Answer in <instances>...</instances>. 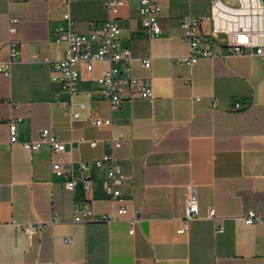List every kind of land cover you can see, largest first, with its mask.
<instances>
[{"label":"crops","instance_id":"0c3cea01","mask_svg":"<svg viewBox=\"0 0 264 264\" xmlns=\"http://www.w3.org/2000/svg\"><path fill=\"white\" fill-rule=\"evenodd\" d=\"M105 1L0 0V62L9 59L10 17L19 20L21 51L11 76L0 74V264H264V226L243 220L251 209L264 214V57L201 59L186 67L178 62L189 52L178 20L208 14L211 0H159L165 35L151 40L139 18V0H124L117 22L134 57L133 74L152 80L155 98L126 100L113 111L82 69L81 94L73 103L84 108L72 122L54 97L58 88L49 65L37 58L62 60L67 45L56 40L57 33H88L91 23L110 17ZM149 57L152 67L145 69L141 60ZM105 69L96 65L93 78ZM232 101L243 107L232 108ZM91 117L113 119L116 127L97 128ZM11 118L23 119L17 123L21 141L50 130L66 144L64 160H101L108 153L104 141L122 135L114 157L128 181L117 206L139 215L135 234L124 220H100L112 211L104 192L106 168L93 167L92 192L81 184L66 189L48 145L32 153L10 143ZM73 176L83 174L75 170ZM190 189L200 214L186 222ZM86 201L96 218L73 222V203ZM56 214L62 222L25 232L28 225L52 223Z\"/></svg>","mask_w":264,"mask_h":264},{"label":"built area","instance_id":"2783aa9c","mask_svg":"<svg viewBox=\"0 0 264 264\" xmlns=\"http://www.w3.org/2000/svg\"><path fill=\"white\" fill-rule=\"evenodd\" d=\"M61 2L69 5L71 0H61ZM139 2V18L148 38L151 40L163 37L165 33L159 21L163 10L160 1L139 0ZM123 4L124 0H106L105 6L110 17L103 22L91 23V29L86 34L74 33L71 29L58 32L56 40L67 45L62 60L52 62L47 57L37 58L49 65L50 81L58 88L54 97L72 122L80 118V111L84 108L83 104L75 106L73 103V99L81 94L79 82L82 78V69L87 72L90 80L95 82L99 96L109 102L113 111L120 109L126 100L153 101L155 98L152 80L140 79L133 74L134 57L130 47L122 39V29L117 22L119 9ZM18 23V18H9L7 42L9 59L0 62V74L6 77L11 76V66L16 64L21 56L20 44L16 39ZM208 24L211 30L210 33H205L203 26ZM178 25L189 46L188 54L178 59V62L186 67L195 66L201 59H226L249 55L264 57V0H236V4L224 0H211L208 14L186 15L178 20ZM141 63L143 68L150 69L152 57L142 59ZM96 65H106V69L95 79L92 75ZM186 81L187 85H192L189 78ZM62 93L68 95L67 100L60 98ZM88 94L92 95V92ZM231 106L239 109L242 104L232 101ZM22 120L10 119V143L20 145L32 153H37L43 145H48L53 157V170L58 176L67 179L66 189L73 191L81 184L87 192H92L93 167L106 168L104 192L112 203V211L100 217V220L108 224L124 220L129 225V234L134 235L141 221L139 215L135 212L129 215L127 207L117 206V201L121 198L120 188L128 181V177L122 174L114 157L115 150L121 147L123 136L112 134L104 141L108 153L101 160L93 163L74 159L64 160L62 155L66 152V144L48 129L40 132L38 140L21 141L17 136V123ZM91 121L97 128H109L112 132L116 127L113 119L91 117ZM90 146L96 147L97 141L90 142ZM75 170L83 174L82 179L73 176ZM71 213L72 221L75 223H84L96 218L93 205L88 201L73 203ZM199 214L195 191L190 189L186 201L185 221L197 219ZM209 218L212 220L217 218L214 207L209 209ZM243 220L249 226H264V214L253 209L245 213ZM60 222L62 218L56 214L52 223L38 222L26 226L24 230L27 235H33L43 232L49 225L53 226ZM223 231L222 225L217 228V232ZM66 240L72 242L70 238Z\"/></svg>","mask_w":264,"mask_h":264},{"label":"rangeland","instance_id":"374dc122","mask_svg":"<svg viewBox=\"0 0 264 264\" xmlns=\"http://www.w3.org/2000/svg\"><path fill=\"white\" fill-rule=\"evenodd\" d=\"M225 2L236 4V0H224Z\"/></svg>","mask_w":264,"mask_h":264},{"label":"trees","instance_id":"16d2710c","mask_svg":"<svg viewBox=\"0 0 264 264\" xmlns=\"http://www.w3.org/2000/svg\"><path fill=\"white\" fill-rule=\"evenodd\" d=\"M231 107H232V106H231ZM242 107H243V104H242V106H241L240 108H242ZM232 108H234V107H232ZM240 108H239V109H240Z\"/></svg>","mask_w":264,"mask_h":264}]
</instances>
